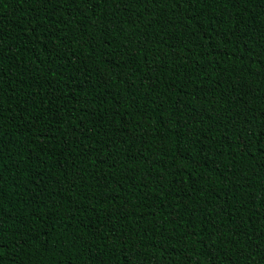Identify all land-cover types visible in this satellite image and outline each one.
<instances>
[{"label":"trees","instance_id":"16d2710c","mask_svg":"<svg viewBox=\"0 0 264 264\" xmlns=\"http://www.w3.org/2000/svg\"><path fill=\"white\" fill-rule=\"evenodd\" d=\"M0 47V264H264V0H0Z\"/></svg>","mask_w":264,"mask_h":264},{"label":"snow or ice","instance_id":"6c2138e0","mask_svg":"<svg viewBox=\"0 0 264 264\" xmlns=\"http://www.w3.org/2000/svg\"><path fill=\"white\" fill-rule=\"evenodd\" d=\"M50 2V0H43V3L45 4V6H47V4ZM177 2H179V0H177ZM187 2L191 3L193 2V0H187ZM239 0H233V3H238ZM97 3H99V0H97ZM37 40L39 39L38 37L36 38ZM3 52V48L0 47V53ZM116 67H119V65L117 64ZM105 84H107V81H105ZM3 85L0 84V88H2ZM2 101H0V108H2ZM0 115H2V112H0ZM262 115H264V113H262ZM264 137V127H261L259 132L256 131H251L250 132V137ZM242 148H246L247 145H241ZM6 167V160L5 157L3 156V141L2 139H0V180L3 179V170ZM0 188H2V185H0ZM260 259L261 261H264V252H261L260 254ZM209 264H215V260H212L209 262Z\"/></svg>","mask_w":264,"mask_h":264}]
</instances>
